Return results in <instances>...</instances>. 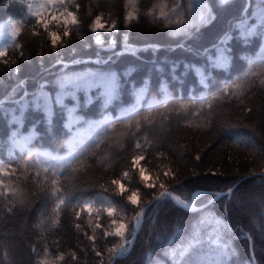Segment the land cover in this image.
I'll use <instances>...</instances> for the list:
<instances>
[{"label": "trees", "instance_id": "1", "mask_svg": "<svg viewBox=\"0 0 264 264\" xmlns=\"http://www.w3.org/2000/svg\"><path fill=\"white\" fill-rule=\"evenodd\" d=\"M112 259L264 264V0H0V264Z\"/></svg>", "mask_w": 264, "mask_h": 264}, {"label": "rangeland", "instance_id": "2", "mask_svg": "<svg viewBox=\"0 0 264 264\" xmlns=\"http://www.w3.org/2000/svg\"><path fill=\"white\" fill-rule=\"evenodd\" d=\"M201 1V3H203V0H200ZM24 91H26V90H24ZM24 93H26V92H24ZM23 93V94H24ZM136 162H138V159H136ZM140 169H141V175H142V177H143V179L146 181V182H149L150 180H151V176L150 175H148V173H146L144 170H143V168H141L140 167ZM231 191H232V189H231ZM231 191H229V190H226V191H218V192H214V194L216 195V197H219V196H221V195H223L224 193H230ZM206 191H194L193 192V194L191 195V198L189 199V200H181L180 198H177L176 196H175V198L177 199V200H179L180 202H182V203H185L186 205H190V207L189 208H191V210H193V209H196V208H198L197 207V205L195 204V200H196V198L201 194V193H205ZM162 195H168L167 193H162ZM161 195V196H162ZM159 198H160V196H159ZM132 200L134 201V202H137V197L134 195L133 197H132ZM83 207L85 208V209H87V210H89V211H91V210H93V207H94V201H89V200H87V201H84L83 202ZM110 211H112V210H110ZM139 214V213H138ZM138 218H139V215H138ZM139 220V219H138ZM137 226V225H136ZM125 227H126V224L123 222V221H119V220H115L114 221V231L116 232V233H122L124 230H125ZM127 240H129L130 242H131V237L130 238H123L122 239V241H121V244H123L124 243V241H127ZM122 246H124V245H122ZM122 246H120V250H119V253L120 252H122L121 250H122Z\"/></svg>", "mask_w": 264, "mask_h": 264}, {"label": "water", "instance_id": "3", "mask_svg": "<svg viewBox=\"0 0 264 264\" xmlns=\"http://www.w3.org/2000/svg\"><path fill=\"white\" fill-rule=\"evenodd\" d=\"M231 189H232V188H230L229 191H231ZM163 192H164V193H167V194L172 198V200H173L176 204L180 205V206L183 207V208H186V209H188V210H191V208H189L190 205H186L185 203L180 202L179 200H177V199L175 198V196H174L172 193H170V192H168V191H166V190H163L161 193H159V194L157 195L156 198H158ZM154 200H155V199L149 201L147 204H145V205L141 208L140 213H139V221H140V222L142 221V218H143V214H144L145 209H146V208H147V207H148V206H149ZM137 229H138V227H137ZM137 229L135 230V233H136ZM119 250H120V249L117 250V252L115 253L114 257H116V256L119 255ZM112 262H113V259L110 261L109 264H112Z\"/></svg>", "mask_w": 264, "mask_h": 264}, {"label": "bare ground", "instance_id": "4", "mask_svg": "<svg viewBox=\"0 0 264 264\" xmlns=\"http://www.w3.org/2000/svg\"><path fill=\"white\" fill-rule=\"evenodd\" d=\"M168 192H169V191H168ZM206 192H207V191H206ZM170 193H171V192H170ZM161 195H162V194H161ZM161 195H160V197H162V196H163V195H162V196H161ZM168 196H169V195H168ZM174 196H175V195H174ZM169 197H170V196H169ZM140 210H141V209H140ZM138 213H140V211H139ZM138 215H139V214H138ZM137 227H139V226H137ZM137 227H136V229H137ZM132 238H133V236H131V241H132ZM128 242H130V241H129V240H127V241H124V243H123V244H121L120 246H122V245H125V244H126V243H128ZM119 249H121V248L119 247Z\"/></svg>", "mask_w": 264, "mask_h": 264}]
</instances>
